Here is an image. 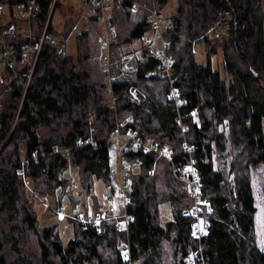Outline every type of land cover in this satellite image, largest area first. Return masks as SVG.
<instances>
[{"label": "trees", "instance_id": "trees-1", "mask_svg": "<svg viewBox=\"0 0 264 264\" xmlns=\"http://www.w3.org/2000/svg\"><path fill=\"white\" fill-rule=\"evenodd\" d=\"M132 1L157 5L161 14L172 2L112 0L116 30L130 22ZM0 2L17 21L15 9L31 0ZM36 3L31 38L19 31L0 42L14 60L0 62V264H264L252 187L253 170L264 165V0H177L165 33L170 71L142 44L152 31L150 8L142 5V20L109 39L111 86L85 65L89 32L76 37V54H62L43 35L68 37L75 23L69 19L60 33L52 22L60 5L50 17L52 0ZM219 19L226 31L212 33ZM40 43L34 66L20 68L25 47ZM198 43L205 63L196 57ZM117 126L169 148L172 157L129 149V233L113 219H72L74 237L64 244L56 226L40 225L36 197L55 199L58 212L70 200L94 220L102 207L96 181L118 184L110 140ZM191 155L200 175V221L183 214L195 210L179 181ZM71 167L85 200L76 197ZM166 205L170 217L163 220Z\"/></svg>", "mask_w": 264, "mask_h": 264}, {"label": "rangeland", "instance_id": "rangeland-1", "mask_svg": "<svg viewBox=\"0 0 264 264\" xmlns=\"http://www.w3.org/2000/svg\"><path fill=\"white\" fill-rule=\"evenodd\" d=\"M103 5L100 4V6H103V16H107L109 18L110 16H113V2H109L108 0H102ZM129 3V0H126ZM154 1V0H150ZM109 3L111 5V8L109 7ZM60 5L59 9L56 8L54 16H53V24L56 25V28L59 30L60 33H63L68 26L67 22L69 19L73 20V23H75L74 27H71V32L68 37H64L62 35H58L57 37H51L48 35H45L47 38L52 40L56 45H59V48L62 47L63 44L66 45V52L73 51L75 53L76 49V37L80 35L81 31L85 29L89 32L90 36V44H91V51L92 55L90 60L85 62V65L89 68V70L93 74V78L98 81H104L105 84H108V86H111L110 84V76L106 72V56L109 53V47H108V38L104 36L105 32V26L104 23L99 20L97 7L93 5V3L86 4L82 0H52V9L51 12H53L54 7H58ZM144 6L146 8H150L147 11V17L150 16V10L156 9V13L159 15V22L161 29L158 31L151 26L152 24L148 22L150 25L152 31L148 32L142 37V44L145 46H151L154 50V53L161 58V56H165L169 62L171 63V58L169 59V55L167 53V50L169 49V43L167 42L166 37V30L169 28L170 21L172 18V14L174 11L175 6L177 5V0H172L171 4L165 8L161 13H159V10L157 9V5L150 6L147 4H138L136 1H132L131 8L129 7L130 15V22H126L124 25H120L121 27H116L117 30L121 28V30L125 31V33H128V29L131 27H134L136 23H138L140 20H142L143 15H145V11L139 10L142 8L141 6ZM98 6V7H100ZM100 12V11H99ZM116 12V11H115ZM16 18L17 21L13 20L10 14V10L5 4H2L0 2V42L7 44L8 37H14L19 31L25 35L31 38L33 35L31 32V19L29 18V15H26L24 17L21 15L19 9H15ZM97 16V20L92 19L93 17ZM223 20L219 19V21L212 26V33H225L223 29L227 27L224 25ZM153 23V22H152ZM48 24V23H47ZM47 28V27H46ZM156 30L158 32V35H155L153 33V30ZM116 30V29H115ZM115 31L116 33L118 31ZM80 33V34H79ZM120 33V32H119ZM214 35V34H213ZM114 37L113 35L110 36L109 39ZM149 39V40H148ZM153 43V45H152ZM132 45H135L136 42H132ZM33 49L37 50V47H33ZM131 48V46H129ZM27 50V53L25 52L23 61L19 63L20 68L25 66L26 64L32 65V59L30 58V55H35L33 51L30 50V47H25ZM7 50V48H6ZM195 53L198 61L200 62H206L205 58V51L203 48V45L201 43L196 44L195 47ZM31 51V52H30ZM33 52V53H32ZM9 53V52H8ZM76 54V53H75ZM10 56V53H9ZM216 61H222L219 58ZM10 59L12 57L10 56ZM9 57L6 55V53L0 52V62L1 64L8 65L6 61L10 62ZM163 60V59H162ZM14 61V60H13ZM13 61H11L13 63ZM164 62V61H163ZM165 63V62H164ZM166 65V64H165ZM5 67V66H4ZM167 71H170V67H167ZM111 90V88H109ZM174 92V90L172 91ZM137 96V94L135 93ZM134 97L136 98V96ZM115 99L114 93L111 90L109 92V101L112 102ZM263 128H264V121H263ZM123 133V141L125 142V145L128 149L135 148L132 139L130 138V135H127L129 132L125 133L121 130ZM43 136H48V130L42 131ZM111 140V139H110ZM148 141V140H145ZM187 148H190L188 144L185 145ZM170 150L169 148H167ZM170 152V151H169ZM172 152H170V155ZM35 159H38V156H34ZM172 157V156H171ZM170 157V158H171ZM191 161L195 159L192 155L190 156ZM22 163L24 161L22 160ZM111 163L113 164L115 170H117L118 174V184L114 187L112 186H105L101 181H96V184L93 188V191L98 195L99 202L101 203V210L98 214H103L105 211H107V214L110 218L114 221H119L121 218L125 215V207L123 204L119 203L115 207L113 206H107L106 202L104 200V195L107 192H111L116 190L118 187H123V182L121 179L122 176V159L119 160L117 150L113 147L111 149ZM188 163L187 165H190ZM194 164V162H193ZM186 165V166H187ZM182 170L181 176L179 177V181H182L188 191V193L191 192V180L188 177H194V173L189 167H186ZM133 167L132 166L128 168H124V174L128 178L129 170ZM71 177L73 178V181L75 182V190L76 191V197L81 200H85V197L82 194L80 185L78 184V175L76 172V169L71 167L70 169ZM129 183L131 184L132 181L130 178H128ZM198 183L199 180H196ZM252 187H253V194L255 198V206H256V213H255V219H256V232L258 236V246L264 251V165H261L257 169L253 170L252 172ZM255 189V191H254ZM255 192V193H254ZM28 194L31 196V192L28 191ZM56 202L55 199H52ZM54 201L44 199L41 197H36V207L38 211L39 216V223L41 226H56L57 230L60 234L61 240L64 244H67L73 237H74V226L72 219L76 222L80 221H97V220H90L88 219L89 216L85 214L84 211L81 210L80 206L77 208H74L71 206L70 200H65L64 205L60 208L61 211L58 212L57 206L54 204ZM169 207L168 205L164 206L162 208V214H163V220H167L170 217L169 213ZM186 211V210H185ZM63 216V217H61ZM96 218V217H95ZM100 221V220H98ZM101 222V221H100ZM197 226H199V223H197ZM125 241L122 242V246L127 249V247L124 244ZM138 263V262H137ZM135 263V264H137Z\"/></svg>", "mask_w": 264, "mask_h": 264}, {"label": "built area", "instance_id": "built-area-1", "mask_svg": "<svg viewBox=\"0 0 264 264\" xmlns=\"http://www.w3.org/2000/svg\"><path fill=\"white\" fill-rule=\"evenodd\" d=\"M82 1L85 2L86 4H89L90 2L93 3V5L95 7H97V9L100 11L99 20H101V22L104 23V26H105L104 36L106 38H108V47H109V38H110V36H112V35L115 36L116 35V32H115L116 30H115V27H114V25L112 23V16H110L109 18H107V16H103V13H105V11H103V6H102L103 5V1L102 0H82ZM108 1L112 2V0H108ZM100 4H102V5L100 6ZM28 6L29 7H27V8L22 7L19 10H20L21 15H23L24 17H26V15H29L30 16L29 18L32 19V17L35 16L36 9H37L36 0H31V2L29 3ZM98 6H100V7H98ZM109 7L111 8L110 3H109ZM51 15H52V12H50V17H51ZM158 17H159V15L156 13V9L150 10V16H148V22H150L152 24V26L154 25V28L157 31H158V29L159 30L161 29ZM155 29H154V32H155L154 34L158 35V32ZM43 36H45V34ZM43 38L44 37H42V40H43ZM35 47H37L36 55L35 56L34 55H30V58L32 59L33 66H34V64L36 62L38 52L40 51L41 43L38 46H35ZM64 48H66L65 44H63L62 47L60 48V52L62 54L66 53V49H64ZM30 50L33 51V52L35 51V49H33L32 47H30ZM5 53L10 59L8 51H5ZM165 56H161V58L165 62L166 67H170L172 65V61L170 63L169 60ZM169 59H170V57H169ZM107 61H108V63H106V67H107L106 68V72H107V74H109V67H108V64H109V53L106 56V62ZM6 62H7L8 65L13 66L12 65L13 63L11 62V59H10V62H8V61H6ZM171 98L177 100L178 99V95L174 94ZM127 135H130V138L132 139V142H133V144L135 146V149L144 150V151L153 150V151L157 152L160 156H163L165 158H170L171 157L170 152H169L170 150H168L167 148L160 149L158 143H155V142H152V141H150V142L146 141L145 142L144 139L137 137L136 133L133 132V131L129 132ZM123 136L124 135L121 132L120 126H117L115 128V131L112 133V137H111V141L113 142V147L115 148V150H117L119 160L122 159L123 170H122L121 179H122V182H123V187L122 188L118 187L114 191L105 193L104 200H105L107 206L115 207L119 203L123 204V206L125 207V211H124L125 215L121 218V220L118 221L119 222L118 223V227L120 229H122L123 231H125L126 233H129L128 231H129L130 218H129V216L126 213V208H127L128 204H129V201H130V197L127 194V188H128L130 183L128 181L129 179L124 174V168L126 169L128 167H131L132 166V161L129 160L128 158H126V156H125V154L128 152L129 149L126 147L125 142L123 141ZM34 156H38L37 153L33 154V158H35ZM186 167H189V169H191L193 171L194 177H195V178L188 177L191 180V188H190L191 192H190V194L195 199V204H194L195 210H186L183 214L187 215V216H190L191 214H193L198 219V221H200L201 220V218H200L201 213L202 212L204 213V211H201L199 209V207H198L199 206L198 205L199 202L202 200V193H201V190H200V175H199L198 170L194 167L193 162H191V164L187 165ZM196 180H199V182L197 183ZM108 218H110V217L107 214V211H105L103 214H99L94 219V220H97V221H94V222L97 224L98 222H100V221H102L104 219H108ZM88 219L91 220V217L89 216ZM98 220H100V221H98ZM82 222H87V221L83 220ZM198 234H200V228L198 230ZM129 243H130V241L127 240V239L124 242V244L127 247V249H129V246H130Z\"/></svg>", "mask_w": 264, "mask_h": 264}, {"label": "water", "instance_id": "water-1", "mask_svg": "<svg viewBox=\"0 0 264 264\" xmlns=\"http://www.w3.org/2000/svg\"><path fill=\"white\" fill-rule=\"evenodd\" d=\"M61 217H63V216H61Z\"/></svg>", "mask_w": 264, "mask_h": 264}, {"label": "bare ground", "instance_id": "bare-ground-1", "mask_svg": "<svg viewBox=\"0 0 264 264\" xmlns=\"http://www.w3.org/2000/svg\"><path fill=\"white\" fill-rule=\"evenodd\" d=\"M153 27V26H152Z\"/></svg>", "mask_w": 264, "mask_h": 264}]
</instances>
